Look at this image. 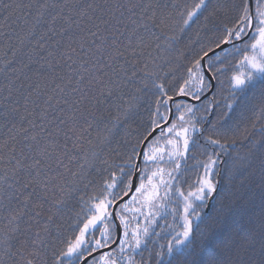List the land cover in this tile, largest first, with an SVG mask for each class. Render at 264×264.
Listing matches in <instances>:
<instances>
[{"label": "snow or ice", "instance_id": "6c2138e0", "mask_svg": "<svg viewBox=\"0 0 264 264\" xmlns=\"http://www.w3.org/2000/svg\"><path fill=\"white\" fill-rule=\"evenodd\" d=\"M59 7L49 0H34V3L0 0V15L5 20L13 17L24 20L29 27L17 37L18 43H34L32 51L40 52L46 49L50 33H67L77 23L62 9L52 11ZM135 7L90 3L74 9L77 17L86 18L91 25L87 29L92 37L88 51L95 60L77 57L73 61L80 62L79 68L73 70L75 79L59 78L60 83L53 90L56 95L47 96L45 107L37 117L40 124L28 120L29 127L16 128L13 120L19 109L0 106V119L11 125L12 133L3 145L9 166L0 167V207L7 221L0 230V264H46L43 257L49 246L50 225L59 227L58 214L70 209L74 200L88 205L86 218L80 222L82 227L76 229L78 235L73 242L53 252L51 264H79L81 258L87 264H264V126L257 139L247 128L241 131L231 123L236 108L257 89L259 111L264 118V0H240L239 4L227 5L219 0L215 4L213 0H193L177 12L180 32L192 24L199 25L201 17L206 26L217 10L235 13L233 26H224V33L213 42L214 47L210 44L192 55L185 66L186 76L179 78L178 64L156 63V59L163 57L152 60V71L147 70V63L140 66L132 40L137 29L143 28L157 50L170 49L175 36H168L164 28L172 13H162L157 23L155 11L144 15L152 7L148 5L139 19L132 21L127 44L119 45L116 39L108 42L106 33L115 36L129 31L121 17L125 9L132 12ZM40 25L46 26V31L38 35ZM152 29H157L159 34ZM143 43L141 36L138 46ZM129 49L132 60L125 56ZM233 52L241 54L235 63L229 62ZM183 57L181 51L175 59ZM89 63L91 68L85 66ZM164 66L169 70L163 71ZM226 72L229 73L227 98L221 86ZM129 86L131 93L126 91ZM149 94L152 97L149 107L154 112L150 113L148 126L138 133L124 162L112 165L101 159L102 145L110 144L111 135L136 120ZM53 100L56 105H68V110L61 108L59 116L49 119ZM205 100L204 115L197 119L201 110L195 104H203ZM29 102L26 99L25 103ZM101 106L111 120L109 136L102 140L98 137L95 142L88 138L85 148V133L96 119L104 118ZM111 109H115L114 116ZM85 113L94 119L89 121ZM81 118L83 125L79 123ZM221 129L232 132L230 142L218 138ZM21 132L29 143L18 149ZM237 134L248 141L243 154L235 149ZM162 139L169 146L167 150L159 146ZM201 149L206 157L199 161L202 172L189 184L184 180L182 164L186 169L188 160L196 159ZM4 160L0 154V161ZM98 160L106 166L103 170L108 173L107 178L99 194L84 200L80 193L93 183L89 176L96 170ZM257 195L262 205L258 222L254 215L246 213V206ZM237 214L240 222L235 219ZM169 216L180 223L172 228L171 234L162 236L164 229L159 221L167 224ZM41 217L45 221L42 225ZM160 239L166 243L160 244Z\"/></svg>", "mask_w": 264, "mask_h": 264}, {"label": "trees", "instance_id": "16d2710c", "mask_svg": "<svg viewBox=\"0 0 264 264\" xmlns=\"http://www.w3.org/2000/svg\"><path fill=\"white\" fill-rule=\"evenodd\" d=\"M23 2L34 3V0H23ZM216 2L217 0H213V4ZM49 3H55L60 6L59 8L52 9L53 12L62 9L65 15H72L77 23L73 24L67 33H60L59 35L50 33L51 39L48 40L46 49L40 52L32 51L34 43L25 42L24 45H19L17 37L22 36L29 27L24 20H17L15 17L5 20L3 15H0V106L10 105L19 109V114L13 120L16 128L29 127L28 120H34L37 124L41 123L37 117L45 107L44 102L47 96L56 95L53 90L55 85L60 83L59 78L61 76H71L75 79V72L73 70L79 68L80 64L79 61L73 63L74 60H77V57H79L80 60H95V56L89 54L88 51L90 47L88 42H90L92 37L89 36L87 29L90 28L91 25L87 22L86 18L82 20L75 15L74 9H78L80 5L86 6L91 3L94 5L110 6L119 3L129 7L133 5L136 6L132 12L125 9L124 15L121 17L123 23L128 26L129 31L124 32L123 35L117 33L115 36L106 33L109 43H111L113 39H116L119 45L127 44V40L131 35L130 30L133 27L132 21L138 20L139 14L144 8H147L148 5H152V7L148 9L147 12H144V15H151L152 12L155 11L157 13V23H159L162 13H172L171 17L166 20L167 27L164 28V31L168 36H175L176 42L175 40L171 41V45L178 49L175 54L166 53L164 50H157L154 41L143 28L137 29V34L132 37V40L133 47H137L136 58L140 59V66L147 63V70L152 71V60L156 57H163V60L156 59V63L163 65L165 61H171L173 65L178 64L179 67L176 68L177 77L185 75V66L188 65L192 55L199 52L202 47H207L210 44H212L213 47L215 46L213 42L218 37V30L222 31L225 25L228 26L233 24L235 16L234 12L217 10L215 16L210 18L206 26L201 17L199 25L192 24L189 28H186V32L184 31L186 36L178 42L176 38L177 34L180 32V17L176 13L183 11L185 5H191L193 0H49ZM219 3L225 5L239 4L240 0H219ZM64 5H67V7H64ZM157 5H160V7H157ZM205 15H208V13H205ZM29 23H31V18ZM60 27L61 25L58 24L57 31H59ZM152 30L159 34L157 29ZM44 31H46V26L40 25L37 27L38 35ZM121 31H123V29H121ZM141 36L144 37V43L138 46L139 37ZM82 42L84 43L83 50L81 49ZM97 43H99V40ZM181 51L184 53V57L180 60H176L175 57ZM49 52H52L53 55H49ZM69 56L72 57V60L68 59ZM125 56H127L129 60L134 58L131 49L125 52ZM232 59L233 57L231 55L229 57V62L233 63ZM6 61H11L12 63L6 64ZM120 62L122 63L123 61L121 60ZM26 64L29 66L25 67ZM49 65H51V67H49ZM85 66L91 68V63ZM13 69H15V71H13ZM168 70V67H163V71ZM126 91L131 93L133 90L131 86H129ZM224 91L226 92L223 96L227 98L228 92L227 90ZM29 94L31 95L29 96ZM57 98H59V96H57ZM26 99L30 100L27 104L25 103ZM127 99L128 97L125 96V100ZM144 100L146 102L140 108L136 120L132 122L130 126H125L111 135L110 144L102 145L103 151L100 152L101 159H107L112 165L122 164L124 162V157L130 153L131 146L135 143L138 133L143 132L144 128L148 126L150 113L153 111V109L149 107L152 97L147 95ZM221 103L223 104V101H221ZM260 105L259 89H257L245 99L243 105L236 108L233 112L232 125L234 127H239L241 131L247 128V132L251 134V136L259 139L261 128L264 126V118L261 117L259 111ZM61 108L68 110V105H64L63 103L56 105L55 100H53L52 108L49 109V119H51L53 115L59 116V109ZM103 109L104 106H101L102 111ZM222 110L221 108L220 111ZM110 111L114 116L115 109H111ZM85 115L89 121L94 119V117L88 116L87 113H85ZM99 115L100 113H97V116ZM103 117V120L96 119L93 127L88 129V132L85 133V148L88 147V138H92L95 142L98 137L102 140L105 136H109L108 129L111 128V120L108 111H103ZM79 123L83 125L84 119L81 118ZM253 124L255 127H253ZM10 128V124H6L4 120L0 119V154H3L5 157L4 161H0V167L9 166L7 165V149L4 148L3 145L10 140V136L12 135ZM221 132L225 135L222 141L230 142L233 135L232 132H225L223 129H221ZM235 138L237 139L235 149L243 154L246 150L248 141L239 134H237ZM18 141V149L29 143V141L24 140L22 132L18 135ZM125 141H127V143H125ZM69 147H71V144H69ZM25 151H27V148H25ZM201 153H204V149H201ZM201 153L200 150L197 151L196 160L200 161ZM202 155L205 157L204 154ZM233 155H235V151ZM221 159L226 160L227 158L221 157ZM105 167V165L100 164L99 160L96 162V170L92 171L89 176V179H91L93 183L80 193L81 196L99 194L100 184L105 181L108 175V173L103 170ZM223 175L224 166L221 165V176L223 177ZM82 205H85L84 207L88 206L83 202L77 203V201L74 200L70 209L66 208L58 214L56 224H58L59 227L50 225L51 234L47 238L49 246L45 248V255L43 257L46 264H51L54 251L65 248L67 244L71 243L75 236L78 235L76 229L82 227V223L80 222L86 218L87 213L84 208L83 211H80ZM261 208V201L257 195L256 198L246 206V213L254 215L258 222ZM77 213H79L78 219ZM5 216L6 213L3 211L2 207H0V230L4 229L7 224V221L4 219ZM235 219L237 222H240V214H237ZM39 220L41 225L45 222L42 217L39 218ZM167 220L169 225L164 228L172 231V228L175 227L177 222H174L171 218ZM22 227H24L23 224ZM33 227L35 228L36 225H33ZM159 230L160 229L157 228V231ZM161 235L163 236L165 234L161 233ZM162 240L163 239L159 240L160 244L166 243L162 242ZM0 256H2V250H0ZM14 259L19 260V257H15ZM9 264H11V262H9Z\"/></svg>", "mask_w": 264, "mask_h": 264}, {"label": "bare ground", "instance_id": "6f19581e", "mask_svg": "<svg viewBox=\"0 0 264 264\" xmlns=\"http://www.w3.org/2000/svg\"><path fill=\"white\" fill-rule=\"evenodd\" d=\"M233 26V24H230V25H228V27L230 28V27H232ZM186 30V29H185ZM184 30V31H185ZM179 32L178 34H177V41L178 42H180L186 35H185V32ZM218 32H219V34H218V37L219 36H221L223 33H224V28L222 29V31H220V30H218ZM217 37V38H218ZM175 42H176V40H175ZM177 48L175 47V46H172L171 45V48L170 49H168L167 51H165L166 53H169V54H175L176 52H177ZM219 54V53H218ZM240 56H241V54L240 53H235V52H233L232 53V57H233V63H235L236 61H238V59L240 58ZM228 75H229V73H225V75L221 78L222 79V81H223V89L224 90H227L228 89ZM184 76H186V73H185V75ZM178 78H179V76H178ZM172 83H175V81H172ZM225 92L226 91H224L223 92V95L225 94ZM171 94V93H170ZM228 94V93H227ZM150 95V94H149ZM151 96V95H150ZM226 98V97H225ZM218 99H219V97H218ZM169 104L171 105V102H169ZM207 105V100H205L204 101V103L203 104H201V103H199V102H196V104H195V107L197 108V109H200L201 111L200 112H198L197 113V119L199 118V117H201V116H203L204 115V113H203V108L205 107ZM172 106V110H173V112H175L176 110H175V107H174V105H171ZM218 112H220V110H217ZM154 112V109H153V111H152V113ZM164 112V109L163 108H161V113H163ZM153 118H155V117H153ZM209 119H214V117L213 116H209L208 117ZM218 127H219V125H218ZM218 138H221V139H224L225 138V135H224V133H222L221 132V136L220 137H218ZM159 146H161V147H164L166 150L168 149V145H166L165 143H164V140L162 139L161 140V142H160V145ZM203 151V150H202ZM208 151H211V149H208ZM200 153H201V150H200ZM202 154H204V153H201L200 154V161H203L204 159H206ZM164 167H169L168 165H163ZM187 168L186 169H184V167H182V169L184 170V173H185V175H184V180H186L189 184L190 183H193L194 182V180H195V178H196V176L198 175V174H200L201 172H202V169H201V166H200V163H199V160H196V159H189L188 160V164H187ZM222 177V176H221ZM103 184H104V181L100 184V187H99V191H101V189H102V186H103ZM94 194H87L86 196H83L84 197V200H88V198L90 197V196H93ZM85 205H82L81 206V208H80V211H81V209H83L84 208V210L87 212L88 211V206L87 207H84ZM168 218H171L172 219V217L171 216H169V217H167V219ZM175 222H177V224L178 223H180V221L179 220H176ZM159 225H160V227L161 228H163L164 229V234H171L172 233V231H170V230H168L167 228H164V227H167L168 225H169V223H168V220H167V224H165V222H164V220H160L159 221ZM98 237L100 238V236H99V233H98ZM169 238H170V235H169ZM74 240V239H73ZM73 240H72V242H73ZM162 242H166L164 239L162 240ZM69 244V243H68ZM67 247V246H66ZM65 247V248H66ZM95 256H96V258L98 259L99 258V253L97 252V253H95ZM79 264H87V262L83 259V258H81V260L79 261Z\"/></svg>", "mask_w": 264, "mask_h": 264}, {"label": "rangeland", "instance_id": "374dc122", "mask_svg": "<svg viewBox=\"0 0 264 264\" xmlns=\"http://www.w3.org/2000/svg\"><path fill=\"white\" fill-rule=\"evenodd\" d=\"M96 238H97V239H99V237H98V236H97Z\"/></svg>", "mask_w": 264, "mask_h": 264}]
</instances>
